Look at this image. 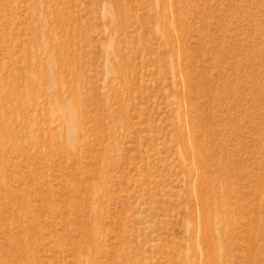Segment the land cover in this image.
Returning <instances> with one entry per match:
<instances>
[{"label": "rangeland", "instance_id": "rangeland-1", "mask_svg": "<svg viewBox=\"0 0 264 264\" xmlns=\"http://www.w3.org/2000/svg\"><path fill=\"white\" fill-rule=\"evenodd\" d=\"M0 264H264V0H0Z\"/></svg>", "mask_w": 264, "mask_h": 264}]
</instances>
